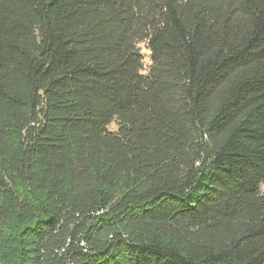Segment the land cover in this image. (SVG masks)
I'll list each match as a JSON object with an SVG mask.
<instances>
[{
	"label": "trees",
	"instance_id": "1",
	"mask_svg": "<svg viewBox=\"0 0 264 264\" xmlns=\"http://www.w3.org/2000/svg\"><path fill=\"white\" fill-rule=\"evenodd\" d=\"M263 186L264 0H0V264H264Z\"/></svg>",
	"mask_w": 264,
	"mask_h": 264
},
{
	"label": "rangeland",
	"instance_id": "2",
	"mask_svg": "<svg viewBox=\"0 0 264 264\" xmlns=\"http://www.w3.org/2000/svg\"><path fill=\"white\" fill-rule=\"evenodd\" d=\"M141 48H142V53L145 55V60H144V66L146 69H148L149 65H150V53L147 49V45L144 43L141 45ZM146 73V71H145ZM116 123H113L111 126H110V130L112 131H116L117 130V127H116ZM263 190H264V186H263Z\"/></svg>",
	"mask_w": 264,
	"mask_h": 264
}]
</instances>
